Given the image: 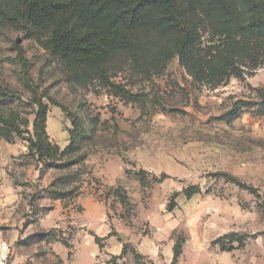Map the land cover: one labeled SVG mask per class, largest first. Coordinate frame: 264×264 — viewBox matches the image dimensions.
<instances>
[{
  "label": "rangeland",
  "instance_id": "374dc122",
  "mask_svg": "<svg viewBox=\"0 0 264 264\" xmlns=\"http://www.w3.org/2000/svg\"><path fill=\"white\" fill-rule=\"evenodd\" d=\"M238 40L202 20L198 77L176 58L145 74L125 60L110 76L136 95L124 100L73 82L30 26L0 24V117H18L0 135V264H264V117L251 107L264 40L210 63ZM36 102L47 114L35 132Z\"/></svg>",
  "mask_w": 264,
  "mask_h": 264
},
{
  "label": "trees",
  "instance_id": "16d2710c",
  "mask_svg": "<svg viewBox=\"0 0 264 264\" xmlns=\"http://www.w3.org/2000/svg\"><path fill=\"white\" fill-rule=\"evenodd\" d=\"M202 20L239 36L236 43L227 44L213 56V69L222 70L233 59H244L247 41L264 40V0H17L9 10L0 6V24L30 26L43 38V47L63 62L73 82L97 83L124 100L136 95L110 76L125 60L144 74L173 58L195 77L205 73L206 64L197 47ZM15 47L17 59L26 65L22 48L17 43ZM4 97L7 94L0 88V98ZM256 98L251 104L253 115L264 117V88L257 90ZM36 105L32 123L35 132L43 129L47 114L46 105ZM237 111L235 105L224 117L233 120L238 117ZM17 118L14 112L7 122L0 117V135L10 139L12 131L18 133L14 127ZM75 135L70 132L67 149L74 148ZM28 139L31 148L38 146L42 160L43 145Z\"/></svg>",
  "mask_w": 264,
  "mask_h": 264
}]
</instances>
